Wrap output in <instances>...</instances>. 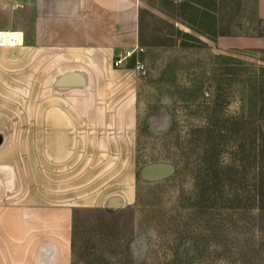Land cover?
Here are the masks:
<instances>
[{
	"label": "rangeland",
	"instance_id": "rangeland-1",
	"mask_svg": "<svg viewBox=\"0 0 264 264\" xmlns=\"http://www.w3.org/2000/svg\"><path fill=\"white\" fill-rule=\"evenodd\" d=\"M254 5L142 0L133 105L117 78L77 111H57L52 87L13 95L0 170L16 180L2 198L59 182L75 207L73 264H264V50L217 43L234 24L249 34ZM130 110L135 125L119 126Z\"/></svg>",
	"mask_w": 264,
	"mask_h": 264
},
{
	"label": "crops",
	"instance_id": "crops-1",
	"mask_svg": "<svg viewBox=\"0 0 264 264\" xmlns=\"http://www.w3.org/2000/svg\"><path fill=\"white\" fill-rule=\"evenodd\" d=\"M254 4V22L244 27L249 34H235L234 24L231 36L218 38L219 48L264 50V0ZM141 23L142 0H0V31L23 36L20 47L0 49V75L8 80L0 85L8 87L0 107L15 106L16 94L49 96L52 87L57 111H77L82 93L106 96L113 78L127 81L133 105L139 74L115 62L140 44ZM100 100L88 110L97 111ZM130 111L119 126L135 125ZM15 180L10 168L0 170V264H73L75 207L57 193L59 182L48 180L46 192L12 190L2 198Z\"/></svg>",
	"mask_w": 264,
	"mask_h": 264
},
{
	"label": "built area",
	"instance_id": "built-area-1",
	"mask_svg": "<svg viewBox=\"0 0 264 264\" xmlns=\"http://www.w3.org/2000/svg\"><path fill=\"white\" fill-rule=\"evenodd\" d=\"M22 34L17 32L0 31V49H14L22 45ZM145 50L140 46H136L132 50H128L121 54L115 62L116 68L132 66L140 76L147 75L146 67L141 60V56Z\"/></svg>",
	"mask_w": 264,
	"mask_h": 264
}]
</instances>
